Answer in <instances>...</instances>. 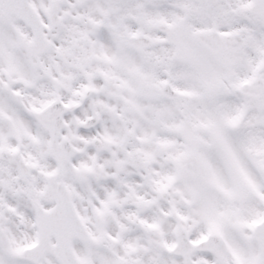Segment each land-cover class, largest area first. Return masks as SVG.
<instances>
[{"label": "snow or ice", "instance_id": "6c2138e0", "mask_svg": "<svg viewBox=\"0 0 264 264\" xmlns=\"http://www.w3.org/2000/svg\"><path fill=\"white\" fill-rule=\"evenodd\" d=\"M0 264H264V0H0Z\"/></svg>", "mask_w": 264, "mask_h": 264}]
</instances>
